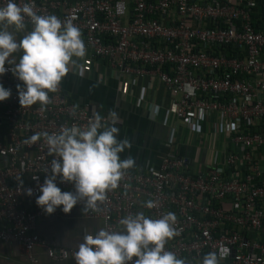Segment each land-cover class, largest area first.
<instances>
[{
	"label": "built area",
	"instance_id": "obj_1",
	"mask_svg": "<svg viewBox=\"0 0 264 264\" xmlns=\"http://www.w3.org/2000/svg\"><path fill=\"white\" fill-rule=\"evenodd\" d=\"M6 3L0 0V7ZM256 7L255 0H35L40 15L76 18L89 60L101 61L112 79L157 81L171 102L173 124L157 166L126 170L95 209L84 212L82 202L73 208L113 231L129 215L159 219L172 212L177 234L165 250L186 264H200L222 248L229 254L220 264H264V27L252 17ZM0 83L22 85L10 71ZM49 97L44 109L21 106L12 91L2 109L0 243L15 245L28 264H37L33 249L54 262L74 261L78 249L50 248L36 232L41 218L61 208L45 215L36 206L53 156L43 138L31 137L86 127L96 115L71 104L60 87ZM101 116L105 124H119ZM181 127L201 140L207 129L202 149L214 155L200 171L177 153ZM208 136L215 137V148ZM56 184L74 191L59 178ZM29 188L31 197L24 194ZM148 200L156 207H143Z\"/></svg>",
	"mask_w": 264,
	"mask_h": 264
},
{
	"label": "clouds",
	"instance_id": "obj_2",
	"mask_svg": "<svg viewBox=\"0 0 264 264\" xmlns=\"http://www.w3.org/2000/svg\"><path fill=\"white\" fill-rule=\"evenodd\" d=\"M35 0L22 6L15 0H7L0 7V76L6 71L19 80L18 99L21 106L39 103L44 109L50 103L49 93L58 90L71 67H78L76 59L86 55L80 29L73 23L75 17L62 21L55 15H40ZM27 21L31 30L26 31ZM25 32L19 41L16 33ZM21 53L17 62L14 54ZM12 65L8 69L5 64ZM11 96V90L0 85V102ZM109 116L115 122L114 112ZM119 129L106 125L97 113L86 127H62L58 133H37L32 142L43 138L49 155L53 156L46 178L39 185L40 195L36 206L45 215L61 208L64 214L71 212L77 203L84 204V212L93 210L98 202L106 200L109 191L119 187L126 170L136 161L131 156L121 159V153L131 148L129 140H118ZM69 183L74 191L62 192L56 181ZM38 179L37 177L33 178ZM23 185V181H19ZM25 195L31 197L32 189ZM143 207L152 209L156 203L145 202ZM174 213L151 219L143 213L129 215L119 220V230L99 229L94 235L85 231L83 243L75 251V264H186L171 251L166 243L176 236ZM228 249L203 256L200 264H220Z\"/></svg>",
	"mask_w": 264,
	"mask_h": 264
},
{
	"label": "crops",
	"instance_id": "obj_3",
	"mask_svg": "<svg viewBox=\"0 0 264 264\" xmlns=\"http://www.w3.org/2000/svg\"><path fill=\"white\" fill-rule=\"evenodd\" d=\"M258 8V7H257ZM257 8L255 12L257 11ZM253 17L261 27L264 21ZM259 13V9L257 11ZM31 28L26 26V31ZM25 32L16 33L19 41ZM21 53L14 54L17 62ZM76 59L78 67H71L67 76L60 84L61 90L67 95L68 101L75 106H88L100 115L114 112L119 124L118 140L127 139L131 148L121 153V159L129 156L136 164L130 170H138L150 163L157 166L164 148L163 143L168 136V129L173 124L171 102L157 81L140 82L133 79L116 81L110 77L108 70L99 60H89V52L83 58ZM5 66L8 65L7 63ZM5 89L17 91V86L0 83ZM23 87L22 85H20ZM4 102H0V138H4L5 124L2 118ZM109 125V124H106ZM110 126V125H109ZM180 128L177 135L179 156L187 158L193 168L200 171L213 158L212 152L204 150L207 129L202 128V140L196 133ZM200 142V143H199ZM209 144L215 148V137L208 136ZM206 154V158L203 155ZM100 229L98 220L86 219L81 209L73 208L64 214L61 209L53 217H43L36 225L39 237L50 248L77 249L85 231L95 234ZM37 264H75V260L54 262L47 259L42 249H33ZM0 264H28L25 255L13 244L0 243Z\"/></svg>",
	"mask_w": 264,
	"mask_h": 264
},
{
	"label": "trees",
	"instance_id": "obj_4",
	"mask_svg": "<svg viewBox=\"0 0 264 264\" xmlns=\"http://www.w3.org/2000/svg\"><path fill=\"white\" fill-rule=\"evenodd\" d=\"M256 1V4H257V11H258V9H259V13L256 11L255 12V10H256V8L253 10V13L255 12V13H257V17H261L262 18V20L264 21V0H255ZM252 17H253V15H252ZM253 19H254V17H253Z\"/></svg>",
	"mask_w": 264,
	"mask_h": 264
},
{
	"label": "rangeland",
	"instance_id": "obj_5",
	"mask_svg": "<svg viewBox=\"0 0 264 264\" xmlns=\"http://www.w3.org/2000/svg\"><path fill=\"white\" fill-rule=\"evenodd\" d=\"M206 156H207V155H206V154H204V155H203V158H206Z\"/></svg>",
	"mask_w": 264,
	"mask_h": 264
}]
</instances>
